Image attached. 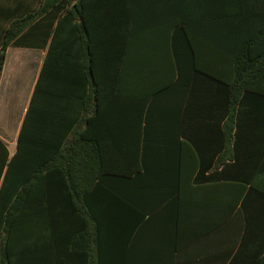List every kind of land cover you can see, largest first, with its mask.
<instances>
[{
	"label": "crops",
	"instance_id": "crops-1",
	"mask_svg": "<svg viewBox=\"0 0 264 264\" xmlns=\"http://www.w3.org/2000/svg\"><path fill=\"white\" fill-rule=\"evenodd\" d=\"M42 1L0 0V43L10 24ZM210 1L219 0H73L72 36L63 29L56 65L43 79L65 7L35 20L7 50L0 79V189L30 109L29 126L40 128L42 146L69 129L68 146L101 145L109 163L135 161L136 172L121 181L118 219L112 177L103 176V189L90 192L89 252L97 253L99 217L104 264H264V175L260 192L250 185L264 154V98L241 102L227 145L225 89L191 69L178 74L177 19L218 15ZM199 23L191 34L212 31ZM190 40L198 64L213 60L218 74L223 53L203 38ZM113 147L120 156L113 158ZM47 156L42 150L40 159ZM53 177L43 171L40 187H27V216L18 219L27 227L19 240L32 243L39 236L41 252L51 210L61 207L47 199Z\"/></svg>",
	"mask_w": 264,
	"mask_h": 264
},
{
	"label": "trees",
	"instance_id": "trees-1",
	"mask_svg": "<svg viewBox=\"0 0 264 264\" xmlns=\"http://www.w3.org/2000/svg\"><path fill=\"white\" fill-rule=\"evenodd\" d=\"M72 2L73 0H43L34 13L10 24L0 43V79L7 50L14 39L35 20L52 9L58 6L65 7V15L60 19L54 31L41 75L43 79L51 67L56 65V51L58 43L63 38V29L69 36H72ZM208 8L211 11L216 8L219 11L218 15L192 21L184 17L177 19L179 27L177 69L178 74L183 73L185 69H191L195 74H201L225 89L228 107L225 138L227 145H231L235 118L241 102L251 100L250 97L264 98V0L210 1ZM198 23L209 25L212 31L207 35L199 32L191 34L189 29ZM191 37L203 38L204 42L218 47L219 52L223 53L225 57L223 69L218 70V74L215 65L211 66V63L216 64L215 61H204V63L211 62L207 67H201L203 63L198 64L197 51L191 44ZM41 77L34 94V104L40 95ZM29 112L28 120L26 119L19 137L18 150L8 165L0 189V264H94V261L96 264H104L102 232L105 227L101 224L99 217H97L96 227L97 253H93L92 247L91 253L89 252L87 218L91 211L88 201L90 192L94 187L103 189L100 183L103 176L112 177V213L114 219H118L119 205L123 202L121 181L127 180L136 172L135 161L121 163L120 160H112L109 163V160H105L108 155L107 148L101 145L68 146L64 143V139L69 134V129L63 130L61 136L59 135L51 146H42L39 140L40 128L29 126L31 109ZM32 136H37V138L34 139ZM82 139L85 142L89 141L87 131L85 135H82ZM42 150L48 153L45 160L40 159ZM89 153L92 158L89 157ZM111 154L113 158L118 157L121 149L113 147ZM56 155H59V160H55ZM43 171H51L54 175L47 199L52 206L59 201L61 207L59 206L57 211L55 208L51 210V224L46 227L47 239L44 240V248L41 252L39 236L37 239L34 238L32 243L19 240V235H25L27 227H19L18 219L27 216L28 211L24 208L27 200V187L31 185L30 187L39 188ZM263 175L264 154L257 163L255 175L250 182L257 192H260L259 187L263 186L261 180ZM132 209L135 213L136 209ZM131 217L137 219L139 214H131ZM78 219L81 222H78ZM83 219H86V222L82 223ZM113 230L119 233L120 227L115 226ZM29 248L36 253H26Z\"/></svg>",
	"mask_w": 264,
	"mask_h": 264
}]
</instances>
